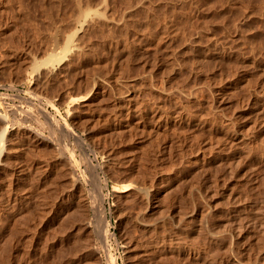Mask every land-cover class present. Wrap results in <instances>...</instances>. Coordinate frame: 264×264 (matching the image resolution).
<instances>
[{
  "label": "rangeland",
  "instance_id": "1",
  "mask_svg": "<svg viewBox=\"0 0 264 264\" xmlns=\"http://www.w3.org/2000/svg\"><path fill=\"white\" fill-rule=\"evenodd\" d=\"M78 1L77 3L81 2L83 4L80 3V8L90 6L92 10H94L95 7H101L102 4L105 5L104 3L106 2V5L109 6V13H112H108V17L112 19L114 16L113 19L115 18L116 20H114L116 22L118 20L121 21L120 18H122V16L120 15L125 11L123 18L126 16L124 18H127L126 23L128 24V22H130L128 26L133 25L132 27L134 28L128 27L127 29L135 33L127 35L123 29L124 35H127L125 37L130 39H127V44L129 42L128 45L133 43L132 41H135V44L133 43V45H130L132 47H128L129 49L127 48V44H124L123 47L122 43L125 37L122 34V28L119 30L120 28L118 27L117 29H114L115 27L111 28L115 30L116 35H118L117 37L114 33L113 38L115 39L116 37L118 39H113V41L112 38H110L112 37L110 29V31H108V29L105 30V32L108 31L106 34L102 31L104 32L103 37H101L102 33H96L99 34L100 39L97 37L98 35L96 36L93 33L92 36H89L91 33H89L88 36L86 34V39L89 40V37H92L90 38V44L92 43L91 41H94L92 44L98 45L97 47L94 45V52H100L99 50H101L100 54H96L95 52L96 55L101 56L103 59L100 64L101 66H94L93 63L87 62L84 64L85 67H76L69 74H66V76L65 74L59 76V80L57 78L54 79L53 82L47 83V86L45 84H39V89L37 88L38 90L34 91L39 99L36 100L35 96V98L32 97V103H34L35 106L37 104L43 106L46 112L44 113L45 116L35 112L32 118L23 117V119H26L28 125L40 131L43 127L44 130L41 132H43L42 134H44L45 137L47 135L48 139L47 142H42L41 145L40 142L23 136L25 131L21 132L22 134H19L23 140L20 139L19 134L18 139L21 140V144L25 141L23 145L15 141L16 139H13V141L11 139V142L8 143L6 152L2 154L4 156H1L5 164L3 165L4 167L2 166L1 168L5 171L4 174H7L5 175L7 179L2 178L4 174L1 176L3 181L0 178L2 181H0V264H108L105 257V255L107 256V252L103 250H99L98 252L93 251L94 246L96 248L101 245V241L99 240L101 222L109 229L108 249L110 250L109 253L111 257L116 260L117 264H190L188 262L189 260H186L187 257L180 253L183 249L182 246H184L186 242L205 245V249H207L211 258L212 255L216 256L212 259L213 261L215 258L217 259H215L216 263L214 262V264H219L220 261L221 264H264V0H146L148 2L152 1V3L150 2L152 6L145 0H105V2L104 0ZM142 2L144 3V6H142L143 9L140 8ZM75 3L76 0H0L1 112L11 111L12 108L16 106V108H27L28 99L25 98L30 95L27 93L31 91L29 82L31 79L28 82H23L20 76L24 71L31 73L33 70H31L30 67L27 70L19 69V67L16 66H13L16 68L11 67V64H8L10 57L19 55L20 60H22L25 59L24 57L27 55L26 59L41 60L47 57L49 52H59L61 47L63 48V43L67 42L64 41L67 38H65V36L68 35L69 28V33L71 32L70 35H72L75 33V30L80 27V24L75 25V23H73L74 21L77 23L76 20L78 16L76 15L80 14V8H77L79 5L77 6V3ZM146 3L149 5V8ZM111 4L114 7H112ZM170 5L171 7H169ZM146 7L148 9H146ZM49 9H52V12ZM76 9L79 10V13H77L78 11ZM149 9L151 12H148ZM178 9L179 11H177ZM113 10L116 11L114 12ZM173 10H175L174 13H172L173 15H169L168 12L171 13ZM24 11L25 13H22ZM156 12H158V15ZM146 13L148 15H146ZM54 15H56V18ZM29 18L30 20H34H31V22L28 20ZM128 18L131 21H129ZM185 19H187L188 22ZM50 21H52V23L54 22V26L50 24ZM148 21L154 24H149ZM48 22L49 24H46ZM186 22L188 25L190 24V26H188ZM133 23H136V26ZM73 24L76 26V29L72 27ZM143 24L149 25V27ZM150 25H154L153 28ZM137 26L141 29H138ZM163 26L168 28L166 31L167 33H173L174 35H177V30L181 28L178 30L180 32L178 34L179 36H174L173 34H171L172 36L169 34L167 35L166 32L162 30V28H164ZM143 27L150 28V30ZM202 27H204V29ZM35 28H37L38 31ZM45 28H49L50 30L48 29V31ZM154 28H157L158 32H155ZM165 28L164 30H166ZM41 29L43 30L42 32ZM80 29H78L79 32H81ZM135 29H138L137 32ZM143 29L150 33L146 32L145 34ZM78 30H76V32ZM117 30H119V32ZM142 30L144 32H142ZM182 30L183 32L181 34ZM36 31L39 33L41 32V34ZM175 31L177 33H175ZM117 33H121V36ZM79 34L81 35L83 33L81 32ZM107 34L110 35L109 37L107 36L109 39L106 37ZM156 34L160 36L164 34V37L157 35V38ZM93 35L96 36V38L94 37L93 39ZM180 35L183 37H180ZM167 36H170L171 39ZM103 38L104 40H102ZM155 39L157 41H155ZM159 39L160 42L157 43ZM97 40L99 42H97ZM118 40L119 42H117ZM127 49L130 50L131 53L127 52ZM127 57H129L130 60ZM113 71L114 73L117 71L118 73L116 72V76L118 74V76H120H115L116 82L114 77H110ZM166 73H168V75ZM85 75L92 77V82H104L107 78L110 79V82L103 84V92L98 96L97 100L87 108L90 113L101 115L100 120L93 122V124L91 123L90 126H86L88 129L85 126L83 128V125L81 128L78 127L79 129H86L80 131L72 124L71 117L68 115L65 106L70 99V95H72V97L79 95L78 91L81 81L78 79L76 80V78H84ZM127 83L130 85H127ZM114 84H119L117 86H120L119 89L121 88V90L119 91L118 89L117 91V89L113 87ZM110 88L113 89L110 90ZM118 92H123V94L119 95ZM129 92H135L136 94L134 93V95H137L136 97L134 96L133 103L136 104L135 109L142 114L143 118L141 123L138 124L136 127L137 129L131 132L125 131L123 133L113 131L109 129L112 122L114 123L110 117L114 114L115 110L118 109V104L121 102L123 103V100L126 101L125 98ZM4 94L5 96H3ZM18 96L20 98H18ZM49 98L55 103L54 107L48 104L47 101ZM1 100H3L2 102H4V105ZM20 100L22 103H20ZM24 102L27 103V105ZM6 103L7 105L9 103V109L6 107ZM13 105H15V107H11ZM1 107H3V109ZM178 107H184V109H182L184 112L183 118L181 117L182 120L176 117L166 122H159L152 119L154 118L153 115L157 112L170 114L179 110ZM15 114L16 115L13 113L14 116L11 114V118L13 117V119L16 120L19 117L21 118L20 112ZM48 116L55 117V123H52L51 126L49 121L50 124L45 123V121L47 122V118L45 117ZM33 118L34 121L32 120ZM63 118L68 121L71 127L74 126V130L82 135L83 140L85 139L86 149L83 150L84 152L81 151L80 148L77 149L78 146L72 137L68 136L64 130L61 131V125L65 122ZM84 119L86 120V118ZM56 123L61 128L58 127ZM84 123L87 125L86 121H84ZM47 128L49 129L47 130ZM246 128H248L249 131ZM59 131L62 132V134ZM51 133L55 135H50V137L49 134ZM242 134H245V136ZM61 137L65 138L61 139ZM240 138H242V140ZM53 139L56 140L55 144H52L55 141ZM94 141L95 144H91L94 143ZM16 144L17 146H15ZM11 146L15 147V149ZM53 146L56 148L55 150L59 151H55V153L52 152L51 155V151H54ZM60 146L62 149H59ZM64 146L66 148H64ZM42 148L46 151L52 150L50 153H47L44 152ZM67 148L68 151L65 150ZM98 148L99 150L102 149V151L103 149H107V152L110 150L108 154L109 165L106 167L103 166L104 162H102V157L97 153L99 151ZM70 149H75L73 151H75L74 153L76 155L71 154L73 151L71 152ZM61 151L64 153L66 152L65 156L72 155L80 165L79 175H81L79 176V183L74 187L70 184L74 188H72L73 190L70 189L69 178L64 171L66 167H62L64 169L62 170L61 168V170H59L62 164L64 166L66 162L65 158L64 162L62 159L55 156ZM94 151H96V154H94ZM85 152L89 153L87 155L92 158L89 161H91V166L95 164V169L86 161L88 159L84 156ZM203 157L205 158L204 160L202 159ZM82 158H84V160H82ZM59 159L62 161V164ZM30 160L31 162L34 161V170L40 168L43 174L40 170H37L40 175L36 171L38 175H34V171H29V169L27 171L25 169L28 164L31 163ZM56 160L57 162L59 161L58 164L60 165L57 164ZM24 163L28 164L24 166ZM38 166L40 167L37 168ZM42 166L44 167V171ZM45 166L50 167L48 169ZM56 166L60 167L57 169ZM99 166H102L103 170ZM90 169H93V171H90ZM56 170H59L58 172L64 171V174L63 172L58 173ZM80 171L82 173H80ZM29 174L30 176L32 175L31 179ZM33 176L34 179L32 180ZM17 177H24L25 179H21L23 181L20 180V182H18V180H16ZM39 178L43 183L39 181V183H36ZM61 178L62 180H60ZM24 180H26V182ZM133 180L143 183L142 185H144L145 188L150 190L151 193L153 192L152 194H155L156 199H153L151 204L146 205L147 202L144 201L146 200L145 196L144 194L141 195V193H138V195L133 193L130 196L115 195L113 190L114 185L120 187L129 184L130 181ZM48 182L50 183L48 184ZM62 182L68 183L64 185ZM85 182L87 184H85ZM37 184L38 187L36 186ZM92 184L96 185H94L95 188ZM22 185L26 187L23 188ZM31 185L37 188L35 187L36 189H34L32 187L31 189ZM97 187H100V189L98 190ZM10 190L11 194L9 193ZM79 190L83 191L84 194ZM95 192L98 194V197ZM93 193L95 195H93ZM81 194L84 195L85 198ZM80 196L82 198H80ZM91 196L93 198L96 196L97 198L95 197L96 199H93ZM100 198L101 200H99ZM87 203L88 205H86ZM79 204H81L82 209L84 208V212L81 211L84 217L83 215L80 216L81 213L79 210L81 207L79 209ZM86 208H88L89 212ZM256 211H259V213ZM191 212H194V214ZM249 215L252 219L247 218ZM87 216H89V219H87ZM85 217H87V220L84 219ZM259 217H263V222ZM240 219H242V223L238 224ZM80 220H86L87 223L81 221L82 224L79 222ZM232 222H236V224ZM236 225V234H238L237 236L235 235L234 238L232 237V241L229 228H235ZM240 225L243 227L241 228ZM240 228L242 231H240ZM200 229H202L201 232ZM214 231L217 234L214 233ZM202 232L203 235L201 234ZM88 233L90 234L88 235ZM92 234H94V238ZM88 238L90 240H88ZM160 239H163L164 243L163 240H161L160 243ZM176 239L177 241L179 240V242H177ZM88 241L93 242L92 245L91 243L87 244ZM173 241H175V243ZM126 244L129 245L131 250L133 249L132 253L129 255L125 252L124 245ZM87 245H89L90 248L93 246V249H87ZM159 245L162 246L160 247ZM179 245L182 248H180ZM229 248H231V250ZM174 254L178 256L177 259H175ZM97 255L98 260L95 257ZM228 256L229 258H227Z\"/></svg>",
  "mask_w": 264,
  "mask_h": 264
},
{
  "label": "bare ground",
  "instance_id": "2",
  "mask_svg": "<svg viewBox=\"0 0 264 264\" xmlns=\"http://www.w3.org/2000/svg\"><path fill=\"white\" fill-rule=\"evenodd\" d=\"M77 1L78 0H76V3H77ZM80 1V0H79ZM78 1V2H79ZM141 1V0H140ZM146 1V0H145ZM166 1V0H165ZM170 1V0H169ZM168 1V2H169ZM104 2H105V0H104ZM108 2V1H107ZM137 2V1H136ZM146 2H148V1H146ZM151 3H152V1H150ZM150 2H148V4L150 5L151 3ZM75 3V4H76ZM81 3V2H80ZM80 3H77L76 5L78 6L79 5V7H77V8H80ZM101 3V2H100ZM99 3V4H100ZM138 3H141V2H138ZM170 3V2H169ZM82 4V3H81ZM88 4H89V2H88ZM105 5H101V7L99 6V8H96L95 7V9L94 10H92L91 9V7L90 6H88V7H82V8H84V9H82V8H80V14L79 15H76V16H78L77 17V20H76V18H75V20L77 21V23L74 21L73 23H75V25L76 24H80V27L79 28H77L76 29V26L73 24V28L74 29H76V30H78V29H80L81 30V32L83 33V34H79V33H81V32H79V30L76 32V30H75V33H73L72 35H70L71 34V32L69 33V31H70V28H69V31L68 30H66V31H68V35H66L65 36V41L64 42H66V43H63V48L61 47V50L58 52H49V54H47V57H44V59H41V60H36V59H34V60H29V59H26V56L24 57L25 59H22V60H20V56L19 55H17V56H12V57H10V59L8 60V64H11V67H13V66H16V67H19V69H24V70H27L29 67L31 68V70H33V72L31 71V73L29 72H27V71H24V73L20 76V79H21V81H23V82H28L30 79V85H31V91L29 92V93H27V94H30L27 98H25V99H28V107L27 108H23V107H18V108H16L15 107V105H13V106H11V107H15V108H12V110L11 111H6V112H1L0 111V178H1V176L4 174V170L1 168L3 165H5L4 164V161H2V157L1 156H4V155H2V154H4V152H6V150H7V146H8V143H10L11 141V139H12V141H13V139H16L15 141H17L18 143L21 141V140H23V139H21L22 137H21V135L19 134V133H21V132H24L23 134V136H26V138H29V139H33V140H35V141H38V142H40V144L42 143V142H47V139H48V137H47V135H46V137H45V135L44 134H42L43 132H41L42 130H44L43 129V127H42V130L40 131L39 129H37V128H34L33 126H31V125H28L27 124V121H26V119L24 118L23 119V117H33L35 114V112L36 113H40L39 115H42L43 114V116H45L44 115V113H46L45 112V108L43 107V106H39L38 104V106L36 105H34V103H32V101H33V98L32 97H34L36 100L37 99H39V97L34 93V91H36V90H38L39 89V84H49V82H53L54 81V79H57L59 76H62L63 74H65V76H66V74H69L73 69H75L76 67L78 68V67H85L84 66V64L85 63H87V62H91V63H93V65L94 66H99L101 63H102V57L101 56H98V55H96L97 53H99L100 54V52H101V50H99L100 52H97V51H95L96 52V54H95V52H94V47L96 46L95 44V46L92 44V43H94V41H91L92 43V45H93V48H92V45L90 44V38H92V37H89V40L88 39H86V34H87V36L89 35V33H91V35H89V36H92V33L94 34V35H98L97 37H99V34L100 33H102V35H101V37H103V33L105 32V30L106 29H108V31H110L109 33L112 35V37H110V38H112V41H113V35H114V33H115V30H113V29H111V28H113V27H115L114 29H117V27L118 28H120L119 30H121V28H122V34L124 35V31H125V34H132L133 32H131L130 30H128L127 28L128 27H132L133 25H130V26H128L129 25V23L130 22H128V24L126 23V20H127V18L126 19H124L123 18V14H125L124 12L125 11H123V13H121L122 15H120V16H122V18H120V16H119V18L121 19V21L120 20H118V17H117V22L113 19V17H112V19L110 18V17H108L109 15H108V13H109V6L108 5H106L107 3L105 2L104 3ZM147 4V3H146ZM145 4V5H146ZM147 4V6H148V8H149V5ZM172 4V3H171ZM83 5V4H82ZM85 5V4H84ZM112 5V4H111ZM140 5V4H139ZM157 5V4H156ZM92 6V5H91ZM98 6V5H97ZM133 6H134V4H133ZM142 6H144V3L142 2V4H141V7L140 8H142L143 9V7ZM151 6H152V4H151ZM193 6V5H192ZM112 7H114L113 5H112ZM125 7V6H124ZM135 7H136V5H135ZM138 7V6H137ZM154 7V6H153ZM153 7H152V9H153ZM167 7V6H166ZM169 7H171V5L169 6ZM173 7V6H172ZM51 8V7H50ZM60 8V7H59ZM58 8V9H59ZM76 8V7H75ZM129 8H131V7H129ZM133 8V7H132ZM147 7H146V9H148ZM161 8V7H160ZM175 8V7H174ZM173 8V9H174ZM187 8V7H186ZM22 9H24V8H22ZM22 9H21V11H22ZM45 9V8H44ZM61 9V8H60ZM113 9H115V8H113ZM151 9V8H150ZM150 9H149V11L148 12H151L150 11ZM151 9V10H152ZM163 9V8H162ZM165 9V8H164ZM50 10V9H49ZM48 10V11H49ZM52 10V9H51ZM50 10V11H51ZM65 10V9H64ZM63 10V11H64ZM78 12L77 13H79V10L78 9H76ZM75 10V11H76ZM137 10V9H136ZM139 10V9H138ZM189 10V9H188ZM28 11V10H27ZM43 11V10H42ZM47 11V12H48ZM110 11H112V10H110ZM114 11V10H113ZM116 11V10H115ZM114 11V12H115ZM159 11V10H158ZM170 11V10H169ZM174 11L175 10H173V12H168L169 13V15L170 14H172V13H174ZM177 11H179V9L177 10ZM184 11V10H183ZM52 12V11H51ZM66 12V11H65ZM73 12V11H72ZM128 12V11H127ZM152 12H153V10H152ZM189 12V11H188ZM221 12V11H220ZM22 13H25V11L24 12H22ZM46 13V12H45ZM44 13V14H45ZM133 13V12H132ZM145 13V12H144ZM157 13V15H158V12H156ZM166 13V12H165ZM179 13V12H178ZM49 14V13H48ZM63 14V13H62ZM73 14V13H72ZM109 14H112L111 12L109 13ZM113 14H115V13H113ZM140 14V13H139ZM186 14V13H185ZM42 15V14H41ZM52 15V14H51ZM117 15V14H116ZM127 15V14H126ZM133 15V14H132ZM137 15V14H136ZM146 15H148L147 13H146ZM145 15V16H146ZM173 15V14H172ZM171 15V16H172ZM180 15V14H179ZM28 16V15H27ZM50 16V15H49ZM56 15H54V17H55ZM71 16V15H70ZM75 16V17H76ZM111 16V15H110ZM190 16V15H189ZM23 17H24V15H23ZM22 17V18H23ZM48 17V16H47ZM60 17V16H59ZM73 17H74V15H73ZM130 17V16H129ZM134 17V16H133ZM132 17V18H133ZM155 17V16H154ZM166 17V16H165ZM169 17V16H168ZM167 17V18H168ZM221 17V16H220ZM25 18V17H24ZM56 18V17H55ZM63 18V17H62ZM70 18V17H69ZM110 18V19H109ZM141 18V17H140ZM158 18V17H157ZM170 18V17H169ZM174 18V17H173ZM190 18V17H189ZM26 19V18H25ZM36 19V18H35ZM51 19V18H50ZM70 19H72V18H70ZM130 19H131V17H130ZM129 18H128V20L129 21H131ZM137 19V18H136ZM148 19V18H147ZM188 19V18H187ZM187 19H185L186 21H187ZM28 20H30V18L28 19ZM31 20H34V19H31ZM30 20V21H31ZM49 20V19H48ZM53 20V19H52ZM60 20H63V19H60ZM158 20V19H157ZM166 20V19H165ZM57 21V20H56ZM64 21V20H63ZM120 21V22H119ZM136 21V20H135ZM138 21V20H137ZM24 22V21H23ZM29 22V21H28ZM32 22V21H31ZM30 22V23H31ZM44 22V21H43ZM42 22V23H43ZM47 22V21H46ZM51 23L50 24H52L53 26H54V22L52 23V21H50ZM59 22V21H58ZM70 22H71V20H70ZM147 22V21H146ZM154 22V21H153ZM171 22V21H170ZM173 22V21H172ZM180 22V21H179ZM188 22V21H187ZM186 22V23H187ZM191 22V21H190ZM25 23V22H24ZM137 23V22H136ZM136 23H133L134 25L136 24ZM139 23V22H138ZM148 23H149V21H148ZM152 23V22H151ZM151 23H149V24H151ZM156 23H158V22H156ZM181 23V22H180ZM46 24H49V22L48 23H46ZM132 24V23H131ZM147 24V23H146ZM145 24V25H146ZM152 24H154V23H152ZM171 24V23H170ZM174 24V23H173ZM35 25V24H34ZM40 25V24H39ZM44 25V24H43ZM59 25V24H58ZM70 25V24H69ZM144 25V24H143ZM144 25V26H145ZM156 25V24H155ZM184 25H185V23H184ZM187 25H188V23H187ZM186 25V26H187ZM208 25V24H207ZM51 26V25H50ZM70 26V27H71ZM136 26V25H135ZM149 27V25H146V27ZM150 26H152V28H153V26L154 25H150ZM157 26V25H156ZM160 26V25H159ZM188 26H190V24L188 25ZM48 27H49V25H48ZM56 27V26H55ZM60 27V26H59ZM138 27V29L140 28L139 26H137ZM136 27V28H137ZM146 27H143V28H145V29H147V30H150V28L148 29V28H146ZM164 27V26H163ZM166 27H167V24H166ZM169 27H171V26H169ZM175 27V26H174ZM176 27H178V26H176ZM181 27V26H180ZM183 27V26H182ZM192 27V26H191ZM38 28V27H37ZM37 28H35V29H37ZM50 28V27H49ZM49 28H45V29H49ZM62 28V27H61ZM68 28V27H67ZM66 28V29H67ZM72 28V29H73ZM151 28V29H152ZM165 28V27H164ZM164 28H162V30L164 31V32H166L167 31V29L168 28H165L166 30H164ZM179 28V27H178ZM186 28V27H185ZM188 28V27H187ZM203 29H204V27H202ZM207 28V27H206ZM42 29H44V28H42ZM41 29V32L43 31ZM64 29V28H63ZM110 29V30H109ZM123 29H124V31H123ZM132 29H134L133 27H132ZM138 29H135L136 30V32H137V30ZM141 29V28H140ZM145 29H143L142 30V32H144L145 34H146V32L148 33L149 31H146ZM155 29V28H154ZM175 29V28H174ZM181 29V28H180ZM180 29H178V30H180ZM50 30V29H49ZM48 30V31H49ZM114 32H113V31ZM119 30H117L118 32H119ZM126 30H128V31H126ZM153 30V29H152ZM159 30H161V29H159ZM177 30V29H176ZM177 30V32L175 31V33H177V35H174L173 33H167L166 32V34L168 35H171V34H173L174 36H179L178 34L180 33L179 31ZM35 31V30H34ZM37 31H38V29H37ZM36 31V32H37ZM60 31V30H59ZM65 31V32H66ZM72 31V30H71ZM102 31H104V32H102ZM108 31H106V32H108ZM116 31V32H117ZM170 31V30H169ZM172 31H173V29H172ZM206 31V30H205ZM210 31V30H209ZM41 32L39 33V32H37V33H39V34H41ZM47 32V31H46ZM64 32V31H63ZM73 32V31H72ZM106 32H105V34H106ZM112 32H113V34H112ZM128 32V33H127ZM129 32H131V33H129ZM139 32V31H138ZM154 32V31H153ZM155 32H158L157 31V28L155 29ZM163 32V33H164ZM182 32H183V30L181 31V34H182ZM187 32V31H186ZM45 33V32H44ZM96 33H99V34H96ZM135 33V32H134ZM133 33V34H134ZM150 33V32H149ZM161 33V32H160ZM213 33V32H212ZM46 34V33H45ZM67 34V33H66ZM104 34V35H105ZM117 34H119V33H117ZM121 34V33H120ZM119 34V35H120ZM165 34V35H166ZM200 34V33H199ZM93 35V39H94V37L96 38V36H94ZM115 35H116V33H115ZM127 35H124V37L125 36H127ZM152 35V34H151ZM157 35L158 34H156V37H157ZM164 35V34H163ZM163 35H161L162 37H164ZM184 35V34H183ZM215 35V34H214ZM85 36V37H84ZM109 37L110 35H106V37ZM117 37H118V35H116ZM121 36V35H120ZM120 36H119V38H120ZM147 36V35H146ZM155 36V35H154ZM158 36H160V35H158ZM160 36V37H161ZM172 36V35H171ZM182 35H180V37H181ZM185 36V35H184ZM188 36V35H187ZM107 37V38H108ZM123 37V36H122ZM123 37V38H124ZM168 37V36H167ZM166 37V38H167ZM170 37V36H169ZM168 37V38H169ZM183 37V36H182ZM212 37V36H211ZM88 38V37H87ZM146 38V37H145ZM158 38V37H157ZM173 38V37H172ZM185 38V37H184ZM190 38V37H189ZM202 38V37H201ZM93 39H91V40H93ZM98 39V38H97ZM99 39H100V37H99ZM98 39V40H99ZM106 39V38H105ZM109 39V38H108ZM115 39L117 40L118 38H116L115 37ZM114 39V40H115ZM127 37H125V39H123L124 40V42L122 43L121 42V40H120V42L123 44V47H124V44H127ZM131 39H132V37H131ZM140 39V38H139ZM151 39H153V38H151ZM170 39H171V37H170ZM169 39V40H170ZM174 39H175V37H174ZM186 39V38H185ZM205 39V38H204ZM218 39V38H217ZM97 40V42H99ZM102 40H104V38L102 39ZM111 40V39H110ZM128 40H130V39H128ZM135 40V39H134ZM148 40V39H147ZM162 40V39H161ZM164 40V39H163ZM137 41V40H136ZM153 41V40H152ZM151 41V42H152ZM155 41H157L156 39H155ZM172 41V40H171ZM216 41V40H215ZM219 41V40H218ZM100 42H102V41H100ZM105 42V41H104ZM117 42H119V40L117 41ZM133 43L135 42V41H132ZM139 42H141V41H139ZM154 42V41H153ZM160 42V39L158 40V42L157 43H159ZM170 42V41H169ZM115 43V42H114ZM120 43V44H121ZM133 43H130V45H133ZM154 43H156V42H154ZM153 43V44H154ZM217 43H219V42H217ZM104 44H106V43H104ZM117 44H119V43H117ZM128 44H129V42H128ZM127 44V45H128ZM135 44V43H134ZM137 44V43H136ZM161 44V43H160ZM210 44V43H209ZM215 44H216V42H215ZM101 45V44H100ZM130 45H128L127 46V48L128 47H132V46H130ZM152 45V44H151ZM156 45V44H155ZM159 45V44H158ZM98 46V45H97ZM96 46V47H97ZM105 46V45H104ZM126 46V45H125ZM135 46H137V45H135ZM141 46V45H140ZM166 46V45H165ZM217 46V45H216ZM101 47V46H100ZM118 47H119V45H118ZM156 47V46H155ZM108 48V47H107ZM115 48V47H114ZM135 48V47H134ZM133 48V49H134ZM147 48V47H146ZM154 48V47H153ZM190 48V47H189ZM113 49V48H112ZM121 49H122V47H121ZM129 49V48H128ZM127 49V52H130V50H131V48H130V50H128ZM158 49V48H157ZM157 49H153V50H157ZM166 49V48H165ZM123 50H124V48H123ZM126 50V49H125ZM135 50V49H134ZM197 50V49H196ZM206 51V50H205ZM104 52H105V50H104ZM115 52V51H114ZM126 52V53H127ZM134 52V51H133ZM154 52V51H153ZM158 52H159V50H158ZM163 52V51H162ZM196 52V51H195ZM131 53V52H130ZM129 53V54H130ZM156 53V52H155ZM170 53H173V52H170ZM118 54V53H117ZM206 54V53H205ZM106 55V54H105ZM113 55V54H112ZM148 55V54H147ZM152 55V54H151ZM119 56V55H118ZM126 56V55H125ZM129 56V55H128ZM146 56V55H145ZM171 56V55H170ZM120 57V56H119ZM132 57V56H131ZM135 57V56H134ZM127 58H129V57H127ZM143 58V57H142ZM221 58V57H220ZM121 60V59H120ZM127 60V59H126ZM129 60H130V58H129ZM174 60V59H173ZM205 60V59H204ZM209 60V59H208ZM125 61V60H124ZM145 61V60H144ZM151 61V60H150ZM171 61V60H170ZM203 61V60H202ZM211 61V60H210ZM113 62H115V61H113ZM126 62V61H125ZM198 62V61H197ZM223 62V61H222ZM120 63V62H119ZM193 63V62H192ZM207 63V62H206ZM241 63V62H240ZM113 64V63H112ZM168 64V63H167ZM223 64V63H222ZM253 64V63H252ZM151 65V64H150ZM101 66V65H100ZM113 66V65H112ZM121 66V65H120ZM174 66V65H173ZM186 66H187V64H186ZM236 66V65H235ZM234 66V67H235ZM243 66V65H242ZM16 67H13V68H16ZM154 67V66H153ZM156 67V66H155ZM170 67V66H169ZM197 67V66H196ZM203 67V66H202ZM212 67V66H211ZM97 68V67H96ZM122 68V67H121ZM120 68V69H121ZM124 68V67H123ZM127 68V67H126ZM144 68V67H143ZM171 68V67H170ZM198 68V67H197ZM200 68V67H199ZM83 69V68H82ZM114 69H115V67H114ZM150 69V68H149ZM152 69V68H151ZM164 69V68H163ZM181 69V68H180ZM211 69V68H210ZM222 69V68H221ZM79 70V69H78ZM116 70V69H115ZM128 70V69H127ZM126 70V71H127ZM214 70V69H213ZM76 71V70H75ZM74 71V72H75ZM120 71H122V70H120ZM197 71V70H196ZM117 72V71H116ZM114 73V71H113V73H112V75L110 76L111 78L112 77H114V79H115V82H116V78H115V76H116V74L118 73ZM150 72V71H149ZM198 72V71H197ZM202 72V71H201ZM218 72V71H217ZM220 72H222V71H220ZM227 72V71H226ZM231 72V71H230ZM121 73V72H120ZM160 73V72H159ZM158 73V74H159ZM181 73V72H180ZM235 73V72H234ZM73 74V73H72ZM167 75H168V73H166ZM186 74V73H185ZM119 75V74H118ZM117 75V76H118ZM121 75V74H120ZM150 75V74H149ZM238 75V74H237ZM116 76V77H117ZM70 77V76H69ZM109 77V76H108ZM118 77H120V76H118ZM173 77V76H172ZM184 77V76H183ZM150 78V77H149ZM79 80V81H81L80 83V88H79V95L78 96H75V97H72V95H70L69 97H70V99H69V101H68V103H67V105L65 106L66 107V111L68 112V115L71 117V122H72V124L76 127V128H78V127H82V125H83V128H84V126L86 127V126H90V124L92 123L93 124V122H97V121H99L100 120V117H101V115H96V114H93V113H90L89 111H88V107L90 106V105H92V103H94V101L95 100H97V98H98V96L103 92L102 91V89H103V84L104 83H107V82H110V79H108L107 78V80L105 79V81L103 82V81H93L92 82V77H90V76H87V75H85L84 76V78H76V80ZM121 79V78H120ZM212 79V78H211ZM58 80H59V78H58ZM58 80H57V82H58ZM62 80V79H61ZM104 80V79H103ZM183 80V79H182ZM187 80H188V78H187ZM176 81H177V79H176ZM56 82V81H55ZM113 82V81H112ZM151 83V82H150ZM153 83V82H152ZM206 83V82H205ZM220 83V82H219ZM125 84V83H124ZM181 84V83H180ZM12 85V84H11ZM101 85H102V87H101ZM117 85H119V84H114V88L115 89H117V91H118V89H119V87L117 86ZM121 85V84H120ZM123 85V84H122ZM127 85H130V84H128L127 83ZM142 85V84H141ZM151 85V84H150ZM47 86V85H46ZM136 86V85H135ZM140 86V85H139ZM143 86V85H142ZM187 86V85H186ZM185 86V87H186ZM192 86V85H191ZM12 87V86H11ZM34 87V88H33ZM42 87V86H41ZM107 87V86H106ZM127 87V86H126ZM38 88V89H37ZM104 88H105V86H104ZM187 88V87H186ZM192 88V87H191ZM193 88H194V86H193ZM113 89V88H112ZM111 88H110V90H112ZM123 89V88H122ZM126 89V88H125ZM181 89V88H180ZM11 90V89H10ZM42 90V89H41ZM104 90V89H103ZM121 90V88L119 89V91ZM184 90V89H183ZM191 90V89H190ZM28 91V90H27ZM132 91V90H131ZM184 91H186V90H184ZM23 92V91H22ZM116 92V91H115ZM136 92V91H135ZM134 92V93H135ZM178 92V91H177ZM119 93V95L120 94H123V92L121 93V92H118ZM127 93V92H126ZM134 93L133 92H129V94L127 95V97L125 98L126 99V101H124L123 100V103L121 102V103H119L118 104V106H117V110H115V112H114V114L110 117V119H112L113 121H114V123L112 122V124H111V126H109V129H112L113 131H118V132H127V131H133V130H135V129H137L136 127L138 126V124H140L141 123V120H142V114H140L138 111H137V109H135V107H136V104H134L133 103V99H134ZM263 93H264V90H263ZM43 94V93H42ZM41 94V95H42ZM136 94V93H135ZM180 94H181V90H180ZM189 94V93H188ZM192 94V93H191ZM46 95V94H45ZM118 95V96H119ZM195 95V94H194ZM258 95V94H257ZM260 95V94H259ZM3 96H5V94L3 95ZM49 96V95H48ZM47 96V97H48ZM122 96V95H121ZM137 96V95H136ZM135 96V97H136ZM14 97V96H13ZM50 97H52V96H50ZM124 97V96H123ZM177 97V96H176ZM251 97V96H250ZM18 98H20L19 96H18ZM22 98V97H21ZM23 98H24V96H23ZM41 98V97H40ZM44 98V97H43ZM194 98V97H193ZM12 99H14V98H12ZM53 99V98H52ZM3 100H1V102H2ZM21 101V100H20ZM8 102V101H7ZM48 104H50V106L51 105H53V107H54V105H55V103L52 101V100H50V98L48 99ZM4 102H2V104H3ZM20 103H22V101L20 102ZM25 103V102H24ZM23 103V104H24ZM181 103V102H180ZM255 103V102H254ZM263 103V102H262ZM2 104H1V106H2ZM26 105H27V103H25ZM45 104V103H44ZM138 104V103H137ZM264 104V103H263ZM4 105V104H3ZM5 105H7V103L5 104ZM8 105H9V103H8ZM6 106L7 108L8 107H10V106ZM22 105V104H21ZM177 105H178V103H177ZM242 105V104H241ZM251 105V104H250ZM20 106V105H19ZM23 106H25V105H23ZM160 106V105H159ZM186 106V105H185ZM204 106V105H203ZM253 106V105H252ZM46 107H47V105H46ZM57 107V106H56ZM140 107V106H139ZM161 107V106H160ZM163 107V106H162ZM182 107V106H181ZM248 107V106H247ZM258 107V106H257ZM2 109H3V107H1ZM5 108V107H4ZM177 108V107H176ZM179 108V110H176L175 112H174V110H173V112L174 113H170V114H164V113H161V112H157L156 114H154L153 116H154V118H152V119H154V120H156V121H168L169 119H175V117L178 119V118H181L182 116H183V110L182 109H184V107L183 108H180V107H178ZM236 108V107H235ZM6 109V108H5ZM9 109V108H8ZM7 109V110H8ZM56 109V108H55ZM245 109V108H244ZM249 109V108H248ZM141 110V109H140ZM163 110V109H162ZM161 110V111H162ZM164 110H166V109H164ZM190 110V109H189ZM258 110V109H257ZM5 111V110H4ZM156 111V110H155ZM188 111V110H187ZM235 111V110H234ZM262 111V110H261ZM21 113L20 115H21V118L19 117L17 120L16 119H13V117L11 118V114L13 115V113H14V115H16L15 113ZM164 112V111H163ZM48 113V112H47ZM169 113V112H168ZM186 113V112H185ZM188 113V112H187ZM49 114V113H48ZM47 114V115H48ZM254 114V113H253ZM13 115V116H14ZM66 115H67V113H66ZM252 115V114H251ZM144 116V115H143ZM187 116V115H186ZM186 116H184V117H186ZM193 116V115H192ZM258 116V115H257ZM106 117V116H105ZM188 117V116H187ZM196 117V116H195ZM202 117V116H201ZM254 117H256V116H254ZM263 117H264V115H263ZM15 118V117H14ZM31 118H29V119H31ZM37 118V117H36ZM45 118H47V122L45 121V123H49L50 124V126L52 125V123H55V117L54 116H48V117H45ZM84 118H86V120L84 119ZM148 118V117H147ZM183 118V117H182ZM182 118H181V120H182ZM189 118V117H188ZM192 118H194V117H192ZM39 119V118H38ZM186 119V118H185ZM195 119V118H194ZM217 119V118H216ZM258 119V118H257ZM264 119V118H263ZM33 121H34V118L32 119ZM36 120V119H35ZM63 120H64V118H63ZM82 120H84V121H86L87 122V125L84 123V121H82ZM107 120H109V119H107ZM112 120H110V121H112ZM151 120V119H150ZM184 120V119H183ZM222 120V119H221ZM254 120V119H253ZM25 121H26V123H25ZM37 121V120H36ZM49 121V122H48ZM65 122H64V124H62L61 126H62V129H61V131L62 130H64V132L68 135V136H70V137H72V139H74L75 140V142H76V144H77V149L78 148H80V150L81 151H83V150H85L86 148V146H85V139L83 140V137H82V135L80 134V133H78V131L76 132L75 130H74V126H70L69 125V123H68V121L67 120H64ZM104 121V120H103ZM110 121H109V123H110ZM153 121V120H152ZM223 121V120H222ZM258 121V120H257ZM263 121V120H262ZM29 122V121H28ZM57 122V121H56ZM155 122V121H154ZM177 122V121H176ZM218 122V121H217ZM226 122V121H225ZM233 122V121H232ZM39 123V122H38ZM62 123V122H61ZM105 123V122H104ZM103 123V124H104ZM108 123V122H107ZM180 123H181V121H180ZM189 123V122H188ZM224 123V122H223ZM41 124V123H40ZM57 124V123H56ZM55 124V125H56ZM106 124V123H105ZM155 124V123H154ZM178 124H179V122H178ZM43 125H44V123H43ZM60 125V124H59ZM145 125V124H144ZM42 126V125H41ZM45 126V125H44ZM57 126H58V124H57ZM92 126V125H91ZM249 126V125H248ZM247 126V127H248ZM262 126V125H261ZM47 127V126H46ZM46 127H44V128H46ZM58 127H60V126H58ZM57 127V128H58ZM93 127V126H92ZM146 127V126H145ZM156 127H157V125H156ZM61 128V127H60ZM87 129H88V127H86ZM89 128H91V127H89ZM108 128V127H107ZM139 128V127H138ZM158 128V127H157ZM249 128V127H248ZM248 128H246L248 131H249V129ZM49 128H47V130H48ZM55 129V128H54ZM79 129V128H78ZM153 129V128H152ZM159 129V128H158ZM46 130V129H45ZM53 130V129H52ZM80 131L81 130H86V129H79ZM91 130V129H90ZM146 130V129H145ZM150 130H151V128H150ZM157 130V129H156ZM163 130V129H162ZM242 130V129H241ZM251 130V129H250ZM55 131V130H54ZM110 131V130H109ZM138 131V130H137ZM161 131V130H160ZM53 132V131H52ZM60 132V131H59ZM141 132V131H140ZM143 132V131H142ZM157 132V131H156ZM49 133H50V130H49ZM53 133H55V132H53ZM61 134H62V132H60ZM86 133V132H85ZM254 133V132H253ZM18 134L20 135V139L21 140H19L18 139ZM22 134V133H21ZM48 134V133H47ZM122 134V133H121ZM157 134V133H156ZM160 134V133H159ZM248 134V133H247ZM256 134V133H255ZM52 136V135H55V134H49V136ZM66 135V136H67ZM142 135V134H141ZM151 135V134H150ZM152 135H153V133H152ZM243 135V134H242ZM250 135H251V133H250ZM50 136V137H51ZM62 136V135H61ZM157 136H158V134H157ZM243 136H245V134L243 135ZM56 137H58V136H56ZM60 137V136H59ZM125 137V136H124ZM159 137V136H158ZM63 137H61V139H62ZM65 138V137H64ZM63 138V139H64ZM153 138V137H152ZM157 138V137H156ZM248 138V137H247ZM28 139V140H29ZM58 139V138H57ZM60 139V138H59ZM60 139V140H61ZM241 140H242V138H240ZM262 139V138H261ZM49 140H51V139H49ZM53 140H55V139H53ZM90 140V139H89ZM99 140V139H98ZM254 140V139H253ZM30 141H32V140H30ZM52 141V140H51ZM50 141V142H51ZM69 141V140H68ZM229 141V140H228ZM240 141V140H239ZM25 142V141H24ZM23 142V143H24ZM58 142V141H57ZM106 142V141H105ZM126 142V141H125ZM233 142V141H232ZM23 143L21 144V142H20V144L21 145H23ZM28 143V142H27ZM36 143V142H35ZM52 143V142H51ZM56 143V140L54 141V143H52V144H55ZM65 143V142H64ZM73 143V142H72ZM87 143V142H86ZM99 143V142H98ZM248 143V142H247ZM49 144V143H48ZM59 144V143H58ZM61 144V143H60ZM88 144V143H87ZM91 144H95V141H94V143H91ZM183 144V143H182ZM242 144H243V142H242ZM246 144V143H245ZM250 144V143H249ZM263 144V143H262ZM11 145V144H10ZM42 145V144H41ZM44 145V144H43ZM89 145V144H88ZM87 145V146H88ZM15 146H17V144L15 145ZM45 146H46V143H45ZM49 146V145H48ZM55 146V145H54ZM53 146V147H54ZM56 146H57V144H56ZM55 146V147H56ZM94 146V145H93ZM111 146H112V144H111ZM11 147H13V146H11ZM54 147V151H51L52 149H50V148H48V149H50V151H51V155H52V152L53 153H55V151L56 152H58L59 150H55L56 148ZM59 147V146H58ZM63 147V146H62ZM66 147H67V145H66ZM65 146H64V148H66ZM95 147V146H94ZM110 147V146H109ZM115 147V146H114ZM231 147V146H230ZM19 148V147H18ZM21 148V147H20ZM44 148V147H43ZM42 148V150H44ZM69 148V147H68ZM68 148L67 149H65V150H67L68 151ZM88 148H91V147H88ZM96 148V147H95ZM106 148H107V146H106ZM13 149H15V147H13ZM59 149H62L61 148V146H60V148ZM75 149H76V147H75ZM75 149H70V151L72 152L73 150H75ZM108 149V148H107ZM106 149V150H107ZM9 150H10V147H9ZM12 150V149H11ZM93 150V149H92ZM91 150V151H92ZM98 150H99V148H98ZM105 149H103V151H102V149L101 150H99L97 153H98V155H100L101 157H102V162H104L103 164V166H108L109 164H108V162H109V151L107 152ZM50 151H46V150H44V152H49L50 153ZM64 151V150H63ZM97 151V150H96ZM96 151H94V154H96ZM181 151V150H180ZM262 151V150H261ZM75 151H73L71 154H75L74 153ZM84 152V151H83ZM86 152H87V150H86ZM84 153V156L86 157V159H88V160H86V161H88L89 162V164H90V162L91 161H89L90 159H92V158H90L89 157V155H87V154H89V153ZM90 152V151H89ZM93 152V151H92ZM91 152V153H92ZM257 152V151H256ZM259 152V151H258ZM17 153V152H16ZM19 153V152H18ZM42 153V152H41ZM66 153V152H65ZM64 152H59L57 155H55L57 158H60V159H62L63 161H64V158H65V165L63 166V164H62V161H61V164H62V166L59 168V167H57L58 165H60V164H58V162H57V160H56V162H57V169L59 168V170H61V168L62 167H66L65 168V172H66V176L69 178V185L71 184L73 187L74 186H76L78 183H79V176L81 175H79V169H80V165H79V162L78 161H76L74 158H73V156L72 155H67V156H65L66 154H65ZM69 153V152H68ZM114 153V152H113ZM112 153V154H113ZM181 153V152H180ZM46 154V153H45ZM78 154H79V152H78ZM246 154V153H245ZM253 154V153H252ZM251 154V155H252ZM19 155V154H18ZM76 155V154H75ZM22 156H24V155H22ZM50 156V155H49ZM54 156V157H55ZM81 156H82V154H81ZM94 156V155H93ZM95 156H97V155H95ZM205 156V155H204ZM243 156V155H242ZM248 156V155H247ZM246 156V157H247ZM258 156V155H257ZM262 156V155H261ZM48 157V156H47ZM75 157V156H74ZM241 157V156H240ZM51 158V157H50ZM183 158V157H182ZM53 159H56V158H53ZM99 159V158H98ZM101 159V158H100ZM113 159V158H112ZM203 160L205 159L204 157L202 158ZM34 160V159H33ZM52 160V159H51ZM50 160V161H51ZM82 160H84V158H82ZM8 161H9V159H8ZM23 161V160H22ZM35 161V160H34ZM34 161H32L31 162V160H30V164H28V163H24V166H25V164H28V166L25 168L27 171H28V169H29V171H36V172H38V174L40 175V173H39V171H37V170H40L41 171V169L39 168L40 166H38L37 168H39V169H37V170H34V166H35V164H34ZM38 161V160H37ZM55 161V160H54ZM194 161V160H193ZM196 161V160H195ZM253 161V160H252ZM10 162V161H9ZM13 162V161H12ZM16 162V161H15ZM18 162V161H17ZM25 162V161H24ZM40 162V161H39ZM48 162V161H47ZM55 162V163H56ZM113 162V161H112ZM200 162V161H199ZM84 163V162H83ZM86 163V162H85ZM17 164V163H16ZM43 164V163H42ZM44 164H45V162H44ZM47 164V163H46ZM81 164V163H80ZM88 164V163H87ZM86 164V165H87ZM88 164V165H89ZM115 164V163H114ZM258 164V163H257ZM7 165V164H6ZM41 165V164H40ZM49 165V164H48ZM85 165V164H84ZM95 165V164H94ZM94 165H92L91 166V164H90V166L92 167V168H94L95 169V166ZM113 165V164H112ZM89 166V167H90ZM4 167V166H3ZM10 167V166H9ZM14 167H16V166H14ZM45 167H47V166H45ZM50 167V166H49ZM49 167H47L48 169H49ZM88 167V166H87ZM87 167H86V169H87ZM90 167V168H91ZM100 168H102V166H99ZM203 167V166H202ZM6 168H7V166H6ZM44 167L42 166V169H43ZM110 168V167H109ZM114 168V167H113ZM204 168V167H203ZM22 169H24V168H22ZM64 168H62V170H63ZM7 170V169H6ZM58 170V171H59ZM93 171V169H90V171ZM102 170H103V168H102ZM261 170V169H260ZM9 171V170H8ZM27 171H25V172H27ZM43 171H44V169H43ZM45 171H46V169H45ZM57 171V170H56ZM57 171V172H58ZM64 171H62L63 172V174H64ZM82 171V170H81ZM80 171V173H82ZM105 171V170H104ZM263 171V170H262ZM11 172V171H10ZM16 172V171H15ZM24 172V171H23ZM36 172L34 173V175L36 174ZM42 172V171H41ZM47 172V171H46ZM61 172V171H60ZM60 172H58V173H60ZM61 172V173H62ZM106 172V171H105ZM108 172V171H107ZM254 172V171H253ZM9 173V172H8ZM33 173V172H32ZM56 173V172H55ZM111 173V172H110ZM13 174V173H12ZM19 174H20V172H19ZM18 174V175H19ZM23 174V173H22ZM38 174H36V175H38ZM42 174H43V172H42ZM47 174V173H46ZM63 174H62V176H63ZM89 174H90V172H89ZM5 175H7V174H4V177H2V178H4V179H7V178H5ZM45 175V174H44ZM44 175H43V177H44ZM84 175V174H83ZM85 175H86V173H85ZM91 175V174H90ZM115 175V174H114ZM14 176V175H13ZM16 176V175H15ZM32 176V175H31ZM31 176H30V174H29V177H30V179H31ZM42 176V175H41ZM61 176V175H60ZM94 176V175H93ZM112 176V175H111ZM255 176V175H254ZM38 177H40V176H38ZM42 177V178H43ZM66 177V178H67ZM83 177V176H82ZM92 177V176H91ZM113 177V176H112ZM1 178V179H2ZM9 178H10V176H9ZM37 178V177H36ZM35 178V179H36ZM50 178V177H49ZM54 178H55V176H54ZM63 178V177H62ZM62 178L60 179V180H62ZM84 178V177H83ZM88 178V177H87ZM96 178V177H95ZM115 178V177H114ZM11 179V178H10ZM21 179H25L24 177L22 178V177H17V179L16 180H18V182H20V180ZM34 179V176H33V178H32V180ZM90 179V178H89ZM94 179V178H93ZM104 179V178H103ZM13 180V179H12ZM44 180V179H43ZM45 180H46V178H45ZM91 180V179H90ZM1 181V180H0ZM2 181H3V179H2ZM1 181V182H2ZM21 181H23V180H21ZM25 182H26V180H24ZM41 182V183H43L42 181H41V179L39 178V180H37V182L36 183H39V182ZM65 181V180H64ZM92 181H96V180H92ZM99 181V180H98ZM117 181V180H116ZM13 182V181H12ZM30 182V181H29ZM35 182H34V185H35ZM55 182V181H54ZM57 182V181H56ZM87 182V181H86ZM85 182V184H87ZM118 182V181H117ZM142 182V181H141ZM6 183V182H5ZM9 183V182H8ZM11 183V182H10ZM14 183V182H13ZM23 183V182H22ZM28 183V182H27ZM33 183V182H32ZM50 182H48V184H49ZM62 183H64V182H62ZM65 183H68V182H65ZM65 183H64V185H65ZM90 183H93V182H90ZM94 183H96V182H94ZM100 183V182H99ZM106 183V182H105ZM129 183V182H128ZM12 184V183H11ZM10 184V185H11ZM18 184H20V183H18ZM61 184V183H60ZM59 184V185H60ZM143 183H140L139 181H137V180H133V181H130V183L129 184H125V185H122V186H118V185H114V187H113V190H114V193H115V195L116 196H130L131 194H133V193H136L137 195H138V193H141V195H143L144 194V196H145V199L146 200H144L143 198V200L144 201H146L147 203H146V205H149V204H151V202L153 201V199H156L155 198V194H152L151 193V191L150 190H148L147 188H145V186L144 185H142ZM3 185V184H2ZM9 185V184H8ZM13 185V184H12ZM33 185V186H34ZM62 185V184H61ZM68 185V186H69ZM70 185V186H71ZM93 185V184H92ZM95 185V184H94ZM93 185V186H94ZM23 186V185H22ZM30 186V185H29ZM32 185H31V189H32V187H33ZM37 187H38V184L36 185ZM35 186V187H36ZM47 186V185H46ZM50 186V185H49ZM54 186V185H53ZM67 186V185H66ZM70 187V189L71 190H73L74 188L73 187ZM79 186V185H78ZM81 186V185H80ZM96 186V185H95ZM95 186H94V188H95ZM100 186V185H99ZM9 187V186H8ZM7 187V188H8ZM16 187V186H15ZM17 187H18V185H17ZM26 186H23V188H25ZM35 187H33L34 189H36ZM64 187V186H63ZM199 187V186H198ZM10 188V187H9ZM13 188V187H12ZM11 188V190L13 191V189ZM65 188V187H64ZM67 188H69V187H67ZM73 188V189H72ZM78 188V187H77ZM82 188V187H81ZM105 188V187H104ZM17 189V188H16ZM18 189H19V187H18ZM21 189H22V187H21ZM20 189V190H21ZM28 189V188H27ZM76 189V188H75ZM80 189V188H79ZM84 189V188H83ZM97 189L99 190L100 189V187L98 188L97 187ZM102 189V188H101ZM11 190L9 191V193L11 192ZM15 190V189H14ZM19 190V191H20ZM24 190V189H23ZM26 190V189H25ZM57 190H59V189H57ZM81 190V189H80ZM79 190V191H80ZM200 190V189H199ZM33 191V190H32ZM78 191V190H77ZM96 191V190H95ZM101 191V190H100ZM17 192V191H16ZM39 192V191H38ZM55 192V191H54ZM60 192V191H59ZM80 192H82L83 193V191H80ZM94 192V191H93ZM20 193V192H19ZM22 193V192H21ZM78 193V192H77ZM96 193V192H95ZM101 193V192H100ZM99 193V194H100ZM11 194V193H10ZM9 194V195H10ZM73 194H74V192H73ZM80 194V193H79ZM84 194V193H83ZM35 195V194H34ZM58 195V194H57ZM77 195V194H76ZM82 195V194H81ZM93 195H95L94 193H93ZM98 194L96 193V196H97ZM114 195V196H115ZM8 196V195H7ZM82 196H84V195H82ZM95 196V197H96ZM100 196V195H99ZM92 197V196H91ZM94 197V198H95ZM98 197V196H97ZM96 197V198H97ZM132 197V196H131ZM79 198V197H78ZM77 198V199H78ZM80 198H82L81 196H80ZM79 198V199H80ZM84 198H85V196H84ZM83 198V199H84ZM93 198V197H92ZM93 198V199H94ZM95 198V199H96ZM117 198V197H116ZM133 198V197H132ZM17 199V198H16ZM7 200V199H6ZM81 200V199H80ZM80 200H79V203H80ZM99 200H101V198L99 199ZM135 200V199H134ZM30 201V200H29ZM72 201V200H71ZM74 201V200H73ZM82 201V200H81ZM85 201V200H84ZM86 201H87V199H86ZM91 201V200H90ZM155 201V200H154ZM25 202V201H24ZM36 203V202H35ZM82 204V203H81ZM81 204H79L80 206H79V209H80V207H81ZM39 205V204H38ZM85 205V204H84ZM86 205H88V203L86 204ZM102 205V204H101ZM83 206V205H82ZM151 206V205H150ZM77 207H78V205H77ZM77 207H75V208H77ZM85 207V206H84ZM87 207V206H86ZM196 207V206H195ZM28 208V207H27ZM78 209V210H79ZM195 209V208H194ZM84 210V208L82 209V207H81V209L79 210L80 211V213H81V211H83ZM86 210L88 211V208H86ZM200 210V209H199ZM77 211V210H76ZM193 211V210H192ZM202 211V210H201ZM51 212V211H50ZM84 212V211H83ZM89 212V211H88ZM246 212V211H245ZM256 212H258L259 213V211H256ZM255 212V213H256ZM44 213V212H43ZM49 213V212H48ZM191 213H193L194 214V212H191ZM251 213H253V212H251ZM262 213V212H261ZM46 214H47V212H46ZM85 214V213H84ZM23 215V214H22ZM81 215H83L82 213L80 214V216ZM204 215V214H203ZM212 215V214H211ZM46 216V215H45ZM79 216V215H78ZM103 216V215H102ZM182 216V215H181ZM252 216V215H251ZM254 216H255V214H254ZM254 216H252V217H254ZM258 216V215H257ZM256 216V217H257ZM83 217H84V215H83ZM88 217V218H87ZM87 217H85L84 219H89V216H87ZM221 217V216H220ZM240 217V216H239ZM6 218V217H5ZM183 218V217H182ZM241 218V217H240ZM248 219L250 218V215H249V217H247ZM259 218H261V217H259ZM263 218V217H262ZM261 218V219H262ZM17 219V218H16ZM81 219V218H80ZM86 219V220H87ZM197 219V218H196ZM201 219V218H200ZM204 219V218H203ZM239 219V218H238ZM237 219V220H238ZM246 219V218H245ZM250 219H252V218H250ZM257 219H258V217H257ZM32 220V219H31ZM86 220H84L85 222H86ZM101 220H102V218H101ZM183 220V219H182ZM199 220V219H198ZM215 220V219H214ZM221 220V219H220ZM83 222L84 223V221L83 220H80L79 222ZM229 221V220H228ZM230 221H232V220H230ZM254 221V220H253ZM257 221V220H256ZM15 222V221H14ZM81 222V223H82ZM88 222H89V220H88ZM252 222V221H251ZM262 222H263V219H262ZM82 223V224H83ZM87 223V222H86ZM85 223V224H86ZM102 224H100L99 226H100V230H99V236H100V238H99V240L101 241V245L99 246V247H96L95 248V246L93 247V246H91L92 245V243L93 242H90V241H88V243L87 244H89V243H91V248L93 249V251H96V252H98L99 250H103L104 252H107L106 254H107V256L105 255V257H106V260L108 261V264H117L116 263V260L113 258V257H111V255H110V250L108 249V238H109V229L107 228V226H105L104 224H103V222H101ZM125 223V222H124ZM233 223V222H232ZM235 224H236V222H234ZM233 223V224H234ZM242 223V219H240L239 221H238V224H241ZM259 223V222H258ZM65 224V223H64ZM218 224V223H217ZM226 224H229V223H226ZM232 224V225H233ZM78 225V224H77ZM81 225V224H80ZM91 225V224H90ZM89 225V226H90ZM203 225V224H202ZM84 226V225H83ZM201 226V225H200ZM206 226V225H205ZM209 226V225H208ZM217 226V225H216ZM219 226V225H218ZM241 226V225H240ZM263 226V225H262ZM85 227H87V226H85ZM145 227H146V225H145ZM201 227H203V226H201ZM221 227H223V226H221ZM236 227H237V225L235 226V228L234 227H231V228H229V232H230V236H231V240L233 241V239H232V237L234 238V236L236 235L237 236V234H236ZM243 226H241V228H242ZM90 228V227H89ZM213 228V227H212ZM218 228H220V227H218ZM241 228H240V231H242L241 230ZM153 229V228H152ZM195 229V228H194ZM221 229V228H220ZM219 229V230H220ZM151 230V229H150ZM196 230V229H195ZM201 230L202 229H200V232H201ZM217 230V229H216ZM218 230V231H219ZM206 231H207V229H206ZM217 231V232H218ZM222 231V230H221ZM220 231V232H221ZM239 231V232H240ZM199 232V231H198ZM228 232V231H227ZM111 233V232H110ZM210 233H212V232H210ZM214 233H216L215 231H214ZM226 233V232H225ZM90 233H88V235H89ZM95 234V233H94ZM94 234H92V237L94 238ZM175 234V233H174ZM202 235H203V232L201 233ZM217 234V233H216ZM157 235V234H156ZM170 235V234H169ZM198 235V234H197ZM201 235V236H202ZM228 235H229V233H228ZM111 236V235H110ZM152 236V235H151ZM179 236H180V234H179ZM199 236V235H198ZM240 236V235H239ZM163 237V236H162ZM90 238V237H89ZM88 238V240H90ZM157 238V237H156ZM171 238V237H170ZM180 238V237H179ZM178 238V239H179ZM215 238V237H214ZM219 238V237H218ZM236 238V237H235ZM152 239V238H151ZM150 240V239H149ZM161 240H163V239H160L159 240V242L161 243ZM165 240H167V239H165ZM97 241H98V239H97ZM156 241V240H155ZM170 241V240H169ZM172 241V240H171ZM176 241H177V239H176ZM214 241V240H213ZM95 242V241H94ZM152 242V241H151ZM157 242V241H156ZM174 243H175V241H173ZM172 242V243H173ZM177 242H179V240L177 241ZM221 242V241H220ZM18 243H20V242H18ZM149 243V242H148ZM158 243V242H157ZM157 243H155V244H157ZM163 243H164V240H163ZM235 243V242H234ZM129 244V243H128ZM128 244H126V245H124V248H125V252L129 255L130 253H132V250L130 249V247H129V245ZM151 244V243H150ZM167 244H168V242H167ZM170 244V243H169ZM178 244H180V243H178ZM182 244H184V243H182ZM200 244V245H199ZM215 244V243H214ZM163 245V244H162ZM161 245V246H162ZM228 245V244H227ZM150 246V245H149ZM151 246H152V244H151ZM160 246V245H159ZM160 246V247H161ZM165 246H167V245H165ZM170 246H172V245H170ZM87 249H89L90 247H89V245H87ZM159 247V248H160ZM179 247H180V245H179ZM178 247V249L180 250V248H182L183 247V249H182V251L180 252V253H182L185 257H187V259L186 258H184V259H186L190 264H214V262H215V259H214V261L212 260L214 257H216V256H214V255H212V253H211V255H212V258H211V256H210V254H209V252L207 251V249H205V245L203 246V245H201V243H198V244H191V243H188V242H186L185 244H184V246H182V247H180L179 248ZM90 248V249H91ZM170 248V247H169ZM168 248V249H169ZM174 248H175V244H174ZM173 248V249H174ZM228 248V247H227ZM154 249V248H153ZM158 249V248H157ZM161 249H165V248H161ZM172 249V250H173ZM230 250H231V248H229ZM78 250V249H77ZM160 250V249H159ZM170 250V249H169ZM178 250V251H179ZM233 250V249H232ZM89 251V250H88ZM155 251V250H154ZM153 251V252H154ZM167 251V250H166ZM165 251V252H166ZM177 251V252H178ZM229 251V250H228ZM82 252V251H81ZM87 252V251H86ZM170 252H171V250H170ZM169 252V253H170ZM233 252H234V250H233ZM150 253H152V252H150ZM168 253V252H167ZM166 253V254H167ZM92 254V253H91ZM100 254V253H99ZM98 254V255H99ZM102 254H103V252H102ZM105 254V253H104ZM163 254V253H162ZM173 254V253H172ZM214 254V253H213ZM216 254V253H215ZM228 254V253H227ZM90 255V254H89ZM96 255V254H95ZM98 255L97 256H95L96 257V259H97V257H98ZM157 255V254H156ZM161 255V254H160ZM170 255V254H169ZM179 255V254H178ZM217 255V254H216ZM231 255V254H230ZM229 255V256H230ZM180 256V255H179ZM226 256V255H225ZM229 256L227 257V258H229ZM233 256V255H232ZM154 257V256H153ZM161 257V256H160ZM168 257V256H167ZM174 257H175V259H177L178 258V256L176 255L175 256V254H174ZM221 257H222V255H221ZM114 259V261H113V259ZM182 258V257H181ZM180 258V259H181ZM172 259H173V257H172ZM232 259H234V258H232ZM238 259V258H237ZM98 260V259H97ZM101 260V259H100ZM99 260V261H100ZM217 260V259H216ZM219 260H220V258H219ZM218 260V261H219ZM227 260V259H226ZM229 260V259H228ZM235 260V259H234ZM234 260H232V261H234ZM93 261V260H92ZM180 261V260H179ZM212 261V262H211ZM231 261V262H232ZM239 261V260H238ZM101 262V261H100ZM170 262V261H169ZM228 262H230V261H228ZM240 262V261H239ZM93 263V262H92ZM99 263V262H98ZM216 263V262H215ZM227 263V262H226ZM107 264V263H106ZM219 264H221V261L219 262Z\"/></svg>",
  "mask_w": 264,
  "mask_h": 264
}]
</instances>
